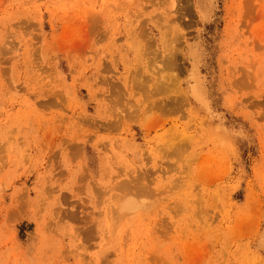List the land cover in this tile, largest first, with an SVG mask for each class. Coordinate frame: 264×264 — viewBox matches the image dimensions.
<instances>
[{"label": "rangeland", "instance_id": "rangeland-1", "mask_svg": "<svg viewBox=\"0 0 264 264\" xmlns=\"http://www.w3.org/2000/svg\"><path fill=\"white\" fill-rule=\"evenodd\" d=\"M0 264H264V0H0Z\"/></svg>", "mask_w": 264, "mask_h": 264}, {"label": "bare ground", "instance_id": "bare-ground-1", "mask_svg": "<svg viewBox=\"0 0 264 264\" xmlns=\"http://www.w3.org/2000/svg\"><path fill=\"white\" fill-rule=\"evenodd\" d=\"M129 204H130V203H129ZM129 204H128V205H129ZM126 205H127V204H126ZM128 205H127V206H128ZM130 206H131V205H129V207H130ZM129 207H128V208H129ZM124 208H126V207L124 206ZM129 209H130V208H129Z\"/></svg>", "mask_w": 264, "mask_h": 264}]
</instances>
